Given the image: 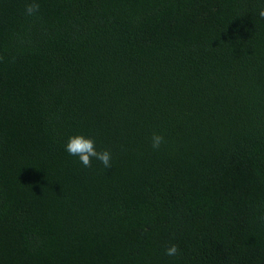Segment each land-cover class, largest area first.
Listing matches in <instances>:
<instances>
[{"label": "trees", "instance_id": "16d2710c", "mask_svg": "<svg viewBox=\"0 0 264 264\" xmlns=\"http://www.w3.org/2000/svg\"><path fill=\"white\" fill-rule=\"evenodd\" d=\"M261 11L0 0V264H264Z\"/></svg>", "mask_w": 264, "mask_h": 264}, {"label": "clouds", "instance_id": "9594fccd", "mask_svg": "<svg viewBox=\"0 0 264 264\" xmlns=\"http://www.w3.org/2000/svg\"><path fill=\"white\" fill-rule=\"evenodd\" d=\"M37 11L36 6H28L25 9L26 15H33ZM260 16L264 17V11L260 12ZM163 137L160 135H153L151 137V147L153 150H159ZM64 151L73 157H76L78 161L85 167H89L92 160H98L106 169L111 167V153L107 150L97 151L95 142L89 137L83 135H75L68 138L64 145ZM178 248L176 245H171L165 250V255L168 257H175L178 255Z\"/></svg>", "mask_w": 264, "mask_h": 264}]
</instances>
